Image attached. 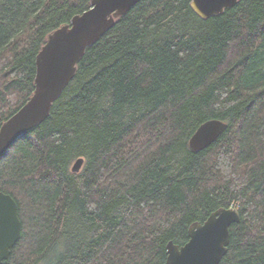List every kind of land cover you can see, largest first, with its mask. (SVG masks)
Returning a JSON list of instances; mask_svg holds the SVG:
<instances>
[{"label": "trees", "instance_id": "1", "mask_svg": "<svg viewBox=\"0 0 264 264\" xmlns=\"http://www.w3.org/2000/svg\"><path fill=\"white\" fill-rule=\"evenodd\" d=\"M191 1L142 0L118 18L0 157L22 222L1 264H163L220 207L241 214L220 264H264V0L208 19ZM90 4L0 0V128L33 95L48 34ZM214 118L226 131L191 151Z\"/></svg>", "mask_w": 264, "mask_h": 264}, {"label": "water", "instance_id": "2", "mask_svg": "<svg viewBox=\"0 0 264 264\" xmlns=\"http://www.w3.org/2000/svg\"><path fill=\"white\" fill-rule=\"evenodd\" d=\"M142 0H91L90 8L72 17L69 23L50 32L46 43L36 56L35 90L30 99L0 128V157L22 135L44 122L54 103L78 72V64L87 49L93 46L116 20ZM240 0H192L191 7L202 19L220 15ZM228 128L221 119L202 123L189 140L191 151L209 147ZM85 164L79 157L72 165L78 173ZM237 207H220L204 221L193 222L189 240L179 245L167 243V258L163 264H220L231 241V227L239 223ZM22 222L14 197L0 191V264L11 255L20 238Z\"/></svg>", "mask_w": 264, "mask_h": 264}, {"label": "rangeland", "instance_id": "3", "mask_svg": "<svg viewBox=\"0 0 264 264\" xmlns=\"http://www.w3.org/2000/svg\"><path fill=\"white\" fill-rule=\"evenodd\" d=\"M74 163V162H73ZM73 165V164H72Z\"/></svg>", "mask_w": 264, "mask_h": 264}]
</instances>
